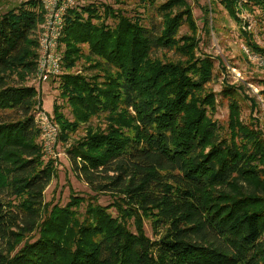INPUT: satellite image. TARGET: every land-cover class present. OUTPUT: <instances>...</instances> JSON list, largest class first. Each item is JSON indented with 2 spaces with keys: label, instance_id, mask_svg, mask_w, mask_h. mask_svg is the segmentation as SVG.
<instances>
[{
  "label": "trees",
  "instance_id": "1",
  "mask_svg": "<svg viewBox=\"0 0 264 264\" xmlns=\"http://www.w3.org/2000/svg\"><path fill=\"white\" fill-rule=\"evenodd\" d=\"M240 2L200 7L203 33L213 31L218 4L235 22L239 8L264 12V0ZM136 4L132 15L75 5L64 18L58 97L72 121L55 101L57 143L92 119L99 124L66 150L72 172L95 195L72 194L64 207L44 203L55 160L44 157L36 126L42 102L29 84L43 10L28 0L0 15V264H264L259 123L241 120L240 88L206 89L214 63L197 55L186 0ZM182 26L188 35L180 36ZM241 36L264 55L250 34ZM161 52L176 59L163 61ZM79 62L86 71L70 73ZM217 97L228 105L225 128L213 120ZM101 194L110 206L97 203Z\"/></svg>",
  "mask_w": 264,
  "mask_h": 264
},
{
  "label": "rangeland",
  "instance_id": "2",
  "mask_svg": "<svg viewBox=\"0 0 264 264\" xmlns=\"http://www.w3.org/2000/svg\"><path fill=\"white\" fill-rule=\"evenodd\" d=\"M26 1L28 0H0V15L8 9L17 7ZM186 1L192 9L198 28L199 45L197 55L205 54L211 57L214 63V79L206 86V89L218 95L224 86L240 88L241 120L250 123L251 119H256L259 123L258 129L264 134V69L246 57L243 48L248 49L249 47L246 46L244 38L241 36V32H243L242 26H250V29L246 27V34H250L253 37L251 38L253 43L259 48L264 49V12L254 9V13H251L246 9L239 8L240 11L237 14L239 21L235 22L219 4L213 6L212 10L214 13L210 16L214 19L212 23L213 31L207 36L202 31V13L199 8L209 5L210 0ZM136 3L137 0H76V6L78 7L93 4L102 10V7L108 6L113 10H125L130 15L134 14V11L137 9ZM143 12V9L138 10L140 14H143ZM109 24H111L110 21ZM188 34L189 31L186 26H182L180 36ZM250 51L253 52L252 50ZM158 57L163 61L166 59H176L172 52H161L158 54ZM86 69L87 65L79 62L70 73L83 74V71H86ZM63 73L64 71L58 77ZM58 77L53 78L54 80L50 79L47 83H43L41 88L34 87L31 82L29 84L36 89V92L40 96L42 102L41 112L52 117L54 102L57 101L58 104L62 105L61 112L65 119L72 121L69 107L58 97ZM249 99L255 100V108H250ZM213 120L224 128L227 126L228 105L226 101L220 100L218 97ZM97 122V120L92 119L89 124L81 126L75 134L71 135L67 143H57L55 154H58V156L54 159L56 175L44 194V203L46 205L49 204V208L52 206L64 207L69 202L72 194L85 201L90 197H94L95 194L72 172L66 150L74 141L84 136L86 128H93L99 125ZM96 199L97 203L102 207H108L112 203L111 196L108 194H101ZM83 210L82 208L81 212ZM109 212L115 215L114 210L111 209ZM144 230L147 237L153 239L149 222L146 220L144 221ZM21 246L17 247V249Z\"/></svg>",
  "mask_w": 264,
  "mask_h": 264
},
{
  "label": "built area",
  "instance_id": "3",
  "mask_svg": "<svg viewBox=\"0 0 264 264\" xmlns=\"http://www.w3.org/2000/svg\"><path fill=\"white\" fill-rule=\"evenodd\" d=\"M41 5L43 10V22L37 32V61L36 70L32 76L31 83L36 88H41L43 83L58 77L62 72V55L59 52V41L62 37L64 18L68 10L76 5V0H31ZM241 0L239 5L243 3ZM243 25L242 30L246 32ZM248 59L264 69V55L251 52L250 49L243 48ZM36 126L40 131V143L46 159H55L59 127L53 119L43 112L36 113Z\"/></svg>",
  "mask_w": 264,
  "mask_h": 264
}]
</instances>
